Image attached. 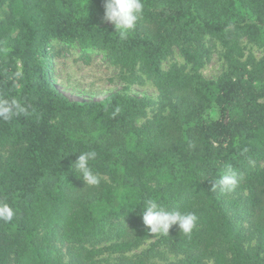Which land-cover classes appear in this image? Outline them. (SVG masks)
I'll use <instances>...</instances> for the list:
<instances>
[{
    "label": "trees",
    "instance_id": "16d2710c",
    "mask_svg": "<svg viewBox=\"0 0 264 264\" xmlns=\"http://www.w3.org/2000/svg\"><path fill=\"white\" fill-rule=\"evenodd\" d=\"M135 29L121 38L102 22L103 0H0V100L23 108L0 118V264H60V247L77 246L71 264H95L99 251L86 243L113 242L123 253L158 239L185 262L169 264H264V57L240 63L243 40L264 56V0H142ZM204 35L227 52L230 72L202 80ZM52 39L106 51L112 64L139 69L152 80L165 114L137 126L151 106L146 98L112 94L101 101L69 100L54 85L47 61ZM177 46L188 71L162 61ZM216 117L205 119L210 111ZM90 161L100 176L85 186L72 163ZM255 167L249 169L246 164ZM231 168L245 197L212 189ZM152 200L192 212L196 227L185 235L151 234L141 208ZM258 233V253L246 251L243 220ZM120 264H156L142 258Z\"/></svg>",
    "mask_w": 264,
    "mask_h": 264
},
{
    "label": "rangeland",
    "instance_id": "374dc122",
    "mask_svg": "<svg viewBox=\"0 0 264 264\" xmlns=\"http://www.w3.org/2000/svg\"><path fill=\"white\" fill-rule=\"evenodd\" d=\"M6 11L7 5L4 3L0 6V21L4 19ZM242 47L243 56L239 61L247 68L264 57L261 49L253 42L243 40ZM200 48L203 49L202 65L197 73L205 82L214 84L223 74L230 72L227 52L216 39L207 35L202 37ZM47 61L50 65L55 87L71 101H101L112 94L146 98L151 102V106L144 111L143 115L133 120V124L137 126L157 114L166 113V109L160 104V96L152 80L147 78L139 69L129 72L112 64L106 51L94 48H79L75 43L52 39L49 43ZM173 65L183 67L185 72L189 68V64L185 63L177 46H173L170 54L162 61L164 70ZM215 117L216 111L213 110L204 118L213 119ZM4 158L5 154L2 152L0 154V164L4 161ZM256 165L264 169V162H258ZM246 167L252 169L255 164L249 162ZM243 177L244 174H239L242 191L234 194L228 190V196L245 197ZM243 223L246 231L244 249L258 253V244L261 241L258 233L249 220L244 219ZM111 245H113V242L86 243L83 246L99 251V254L93 257L95 264H120L125 260L135 258H142L150 263L169 264L185 262L192 257L191 255H181L174 252L170 247L161 244L158 239L148 240L123 253L111 251L109 249ZM76 248L77 246L71 247L68 245L60 247L62 251L60 264H71L73 259L70 255L75 252L74 249ZM204 264L213 263L207 260Z\"/></svg>",
    "mask_w": 264,
    "mask_h": 264
},
{
    "label": "clouds",
    "instance_id": "9594fccd",
    "mask_svg": "<svg viewBox=\"0 0 264 264\" xmlns=\"http://www.w3.org/2000/svg\"><path fill=\"white\" fill-rule=\"evenodd\" d=\"M102 6V22L114 25L115 32L121 38H126L135 29L144 8L142 0H103ZM22 111L23 108L16 100H0V118L7 120ZM96 156L95 151L81 152L71 165L73 173H79V178H82L85 186H96L100 183V176L90 166V161H93ZM237 184V174L231 168H227L224 174L214 182L212 189L220 188L230 191ZM0 209L4 211L6 219H11L13 213L8 205H0ZM141 215L142 222L150 233L161 235H168L173 225L178 226L179 232L188 235L196 227L198 219L195 213L177 209L169 210L152 200L144 203Z\"/></svg>",
    "mask_w": 264,
    "mask_h": 264
}]
</instances>
